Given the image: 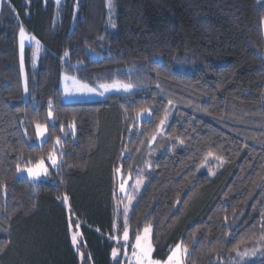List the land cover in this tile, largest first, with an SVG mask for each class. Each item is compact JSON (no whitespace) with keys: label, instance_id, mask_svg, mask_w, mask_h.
I'll use <instances>...</instances> for the list:
<instances>
[{"label":"trees","instance_id":"obj_1","mask_svg":"<svg viewBox=\"0 0 264 264\" xmlns=\"http://www.w3.org/2000/svg\"><path fill=\"white\" fill-rule=\"evenodd\" d=\"M113 9L116 35L108 29L106 0H64L59 12L53 0H1L0 181L8 187L6 196L0 195V206L7 208L0 218V264H85L71 243L70 218L81 223L78 246L85 257L91 256L87 264H116L111 255L116 242L109 236L115 234L113 221L122 226L124 217L123 195L113 182L115 166L126 177L132 172L131 184L138 175L144 177L130 213L131 229L152 221L157 256L182 239L192 251L188 264H210L216 253L209 248L228 257L217 243L224 232L234 229L235 235L225 249L254 232L259 236L264 211V3L113 0ZM21 26L41 44L35 69L27 51V92L18 53ZM88 49L104 56L91 60ZM177 65L186 70L172 68ZM62 74L93 86L130 80L136 87L101 101L66 103ZM49 100L56 108L57 131L60 122L75 121L77 135L75 140L67 137L61 174L53 171L51 179L33 188L17 177L15 161L19 151L25 159L40 154L24 130L33 132L30 121L37 115L43 120ZM144 107L153 115L139 123L138 131L135 112ZM165 108L170 114L164 135L149 148L147 139ZM124 148L131 151L121 157ZM208 152L224 160L222 166L218 160L211 163L218 171L214 177L199 173ZM63 195L68 207L57 199ZM178 198L182 202L174 207ZM193 233L200 243L193 242ZM252 244L249 239L242 247ZM246 264H264V258Z\"/></svg>","mask_w":264,"mask_h":264},{"label":"snow or ice","instance_id":"obj_2","mask_svg":"<svg viewBox=\"0 0 264 264\" xmlns=\"http://www.w3.org/2000/svg\"><path fill=\"white\" fill-rule=\"evenodd\" d=\"M57 4L60 3V0H56ZM257 3H264V0H257ZM106 6L109 9V13L113 10V0H106ZM109 23L111 27H115V24L111 22V16L109 18ZM261 24L264 25V19L261 20ZM103 39V37H100ZM32 41L35 43L34 58L39 53L41 45L40 41L35 38V36H29L26 34L25 28L21 26L19 28V43L21 50V74L24 72V63H23V50L25 46V41ZM69 53L65 51L64 57H67ZM64 57L61 59L63 60ZM63 82V92L65 96L70 95H83V96H104L108 92H123L130 93L136 86L129 80H112L111 82H103L97 85H90L88 82H82L75 76L62 75ZM159 88L160 85L157 84ZM27 86H25V92H27ZM174 102L169 99L168 104L172 105ZM209 114L207 109H200ZM145 113L148 117H152L153 112L147 108H140L136 110L134 120L136 122V127L139 131V122L144 118ZM169 109L165 108L164 114L159 118V123L155 126L154 131L147 139V145L149 148L152 147L153 143L161 135H164V129L168 121ZM127 119V115L125 117ZM151 121L149 120V123ZM23 124V121H21ZM30 125L33 129V132L30 134L28 129L25 128L24 136L31 141L33 138L38 142L40 149V154L35 157H29L28 159L24 158L23 151H19L16 156L15 161V173L17 176L20 174L27 175L28 181L31 182L33 188L37 186V182L43 180L51 179L53 171L60 175L62 168L65 164V157L68 153L64 150L65 145L67 144V137L71 135L73 140H75L77 135V125L75 121H72L68 124L63 122L59 123V130L57 131V115L56 108L53 105V102L49 100L47 106L46 116L41 120L39 115L32 118ZM131 131L132 129H128ZM143 135V132H140ZM141 144H144L145 141L141 140ZM48 144L47 151H45L44 146ZM140 149L137 148L136 151ZM131 149L124 148V151L121 152V157H125V153H130ZM207 157H212L213 160L220 161L222 166L224 160L214 155L212 152L207 153ZM205 158L204 163L201 167H207L208 175L214 176L216 172L213 171V168L209 166V160ZM123 163V161H122ZM69 168L74 167L73 164L69 163L67 165ZM131 166H129L130 168ZM132 177V172L129 171L127 177L124 175L121 166H115L113 168V182L114 184L118 183L119 192L123 193L124 196L120 198V204L123 205V217L124 221L122 226L118 224L117 221H113L112 229L115 234L109 236L110 240L116 242V246L112 247L111 255L116 264H188L189 259L192 257L191 247L188 243L182 239L170 244L167 247V250L163 256H157L155 253L158 250V241L156 239L155 225L151 220H148L143 224V227L137 226L133 232L131 229V217L130 213L134 212L135 206L133 201L136 200L137 193L140 192L141 186L144 183L143 175H138L135 183L129 184V180ZM8 185L0 181V195H5L7 193ZM115 198V193H114ZM57 199H62L63 203L67 206L69 198L67 195L57 196ZM124 200L127 203H124ZM182 201L178 198L176 200V205H179ZM187 203V201H183ZM119 208V205H118ZM178 210V209H177ZM7 211L6 206H0V218L2 214ZM235 214V210H234ZM11 217H9L10 219ZM225 226L232 228V225L228 224V217L224 218ZM234 224V221H233ZM259 224V236L256 237L255 232L252 234V237L242 238L234 246L225 249V244L230 243L232 239L235 238L234 229L232 231H226L223 233L224 239L218 240L217 243L221 245V250L227 251L228 257L225 259L215 247L209 248V252H215V259L210 262V264H246L247 259L256 256L259 252L261 255H264V211L260 213ZM256 226L253 225V228ZM73 228L75 231H73ZM122 228V235L121 233ZM69 231L71 233V243L74 249L77 250L79 258L87 264V261H90L91 256L85 257V254L80 251L78 242L81 236L80 233V224L79 223H69ZM192 239L194 243H200L196 234L193 233ZM249 239L253 240L252 247H242V245L247 244ZM4 249L0 247V254H2ZM122 254V259H121Z\"/></svg>","mask_w":264,"mask_h":264},{"label":"rangeland","instance_id":"obj_3","mask_svg":"<svg viewBox=\"0 0 264 264\" xmlns=\"http://www.w3.org/2000/svg\"><path fill=\"white\" fill-rule=\"evenodd\" d=\"M56 4V7L58 9V12H59V9L61 7V5L63 4V1L64 0H60V3L57 4L56 0H53ZM0 4H1V0H0ZM259 4H262V3H259ZM111 16V22L113 24H115V11L114 9L112 10L111 13H109V9H108V29L114 34L116 35L117 34V29H116V26L113 28L110 26V23H109V18ZM27 35L29 36H32L30 34H28L26 32ZM41 45V44H40ZM27 51L30 52V66L31 68H36L37 65H38V60H39V56L41 54V48H40V51L39 53L35 56H33L34 54V51H35V43L32 42V41H28L26 40L25 41V46H24V50H23V63H24V72H23V75H22V85L23 87L25 88L26 86V78H27V73H26V55H27ZM87 56L91 59V60H100L103 56H104V53L103 52H99V51H96V50H91V49H88L87 51ZM18 53H19V59H20V66H21V50H20V43H19V35H18ZM173 69H176L178 71H182V70H186L185 66L184 65H177L176 67H172ZM64 75V74H62ZM60 88L62 90V99L64 102L66 103H76V102H86V101H101V100H105L107 99L108 96L112 95V94H118V93H123V92H108V93H105L104 96H83V95H70V96H65L64 95V92H63V82H62V76H61V80H60ZM146 119H149L147 113H145L144 115V118L140 121H144ZM139 122V123H140ZM35 144H38V142L34 141ZM214 160L212 159V157L209 159V166L211 165V163L213 162ZM213 168V171L214 172H218L217 169H215V167H212ZM200 174H206L208 175V171H207V167H202L200 172ZM209 176V175H208ZM215 176V175H214ZM214 176H210V177H214ZM18 178H25L27 179V175L26 173L25 174H20L19 176H17ZM28 180V179H27ZM42 181H45V180H41V181H38V182H42ZM37 182V183H38ZM129 184L131 185V181L129 180ZM145 186V183H143V185L141 186V189H140V192L137 193L136 195V198L138 196H140L141 194V191L142 189L144 188ZM118 192H119V187H118ZM120 194H122L124 196L123 193L119 192ZM135 200L133 201V204H134ZM68 207V205L66 206ZM70 222L72 223V218H70ZM73 231H75V229L73 228ZM80 233H81V223H80ZM81 237V236H80ZM81 242V239H79V242H78V245L80 244ZM253 245V244H252ZM252 245H248V246H245V247H252ZM122 256V254H121ZM123 258V257H122ZM264 258V255H261L259 252L256 254V256L254 257H251L250 259H247L246 262H252V261H256L258 259H262Z\"/></svg>","mask_w":264,"mask_h":264},{"label":"crops","instance_id":"obj_4","mask_svg":"<svg viewBox=\"0 0 264 264\" xmlns=\"http://www.w3.org/2000/svg\"><path fill=\"white\" fill-rule=\"evenodd\" d=\"M263 28H264V25H263Z\"/></svg>","mask_w":264,"mask_h":264}]
</instances>
